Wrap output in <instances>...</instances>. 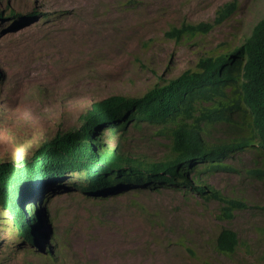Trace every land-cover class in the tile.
<instances>
[{"label":"rangeland","instance_id":"1","mask_svg":"<svg viewBox=\"0 0 264 264\" xmlns=\"http://www.w3.org/2000/svg\"><path fill=\"white\" fill-rule=\"evenodd\" d=\"M225 5L233 6L230 16L215 22ZM263 17L264 0H0V161L30 156L57 130L76 126L92 101L139 96L158 77L192 70L211 44H238ZM200 22L213 28L179 40L164 34ZM106 140L114 146L118 138ZM167 144L144 128L129 132L121 149L156 160L166 154ZM251 169L247 156L235 154L202 179L222 195L244 201L245 208L229 222L215 217L214 202L171 185L92 197L71 186L79 181L71 172L55 182L46 179L37 184L44 198L34 201L40 216L37 247L22 243L0 209V264L259 262L264 192L258 178L252 188ZM223 227L246 244L235 255L212 247L210 238Z\"/></svg>","mask_w":264,"mask_h":264},{"label":"trees","instance_id":"2","mask_svg":"<svg viewBox=\"0 0 264 264\" xmlns=\"http://www.w3.org/2000/svg\"><path fill=\"white\" fill-rule=\"evenodd\" d=\"M232 8L225 5L215 22L227 19ZM212 28L203 22L182 23L164 34L179 40L186 35H205ZM228 87L244 93L243 112L231 128L223 125L220 114L216 116ZM144 128L155 130L168 143L166 154L159 159H140L121 149L129 132L141 133ZM114 137L118 140L112 146L106 139ZM232 151L256 157L249 174L261 180L258 188L264 192V17L238 44L223 40L218 47L211 44L192 70L166 80L158 77L139 96L114 94L92 101L76 126L57 130L30 156L0 161V209L21 233L22 243L37 247L35 222L39 218L34 201L44 198L42 185L37 184L46 179L55 182L71 172L79 179L71 186L92 197L120 190L141 194L170 185L192 191L206 202H214L215 217L229 222L235 211L245 208L244 201L222 195L202 179L221 169L222 159ZM210 241L217 253L226 256L246 245L227 227ZM257 244L262 252L259 262L252 264H264L262 242ZM233 264L242 263L236 260Z\"/></svg>","mask_w":264,"mask_h":264},{"label":"clouds","instance_id":"3","mask_svg":"<svg viewBox=\"0 0 264 264\" xmlns=\"http://www.w3.org/2000/svg\"><path fill=\"white\" fill-rule=\"evenodd\" d=\"M243 100H244V93H242L239 90L233 91V90H231L230 87L226 88V90L224 91V94H223V98H222V105L220 106V110L216 113V116H218V118L221 115L222 122H223V125L225 127L231 128L232 126H234V124H236L238 122V117L243 112V110H242L244 107ZM232 152H234V153H232L230 156L227 155L225 158L222 159V161H221L222 166H223L224 161L231 159L235 156V154H238V155L243 156V157L247 156V158L249 159V163L252 165V169H253L254 163L256 161V157L254 158V155H249L247 153L239 152V151H232ZM249 171H251V170H249ZM249 176H250L251 182H252L253 178L254 179L257 178L255 176H253L251 178L250 174H249ZM257 181L261 182V180H257ZM39 214H41V213L39 212ZM39 219H40V216H39ZM259 229L262 232H264V224L260 225ZM36 231H37V229H36ZM261 237H264V236H261ZM262 259L264 260V257Z\"/></svg>","mask_w":264,"mask_h":264}]
</instances>
